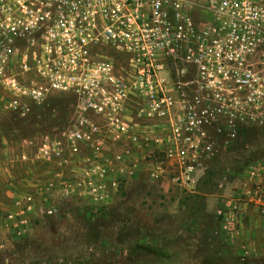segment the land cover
Here are the masks:
<instances>
[{
	"label": "built area",
	"instance_id": "built-area-1",
	"mask_svg": "<svg viewBox=\"0 0 264 264\" xmlns=\"http://www.w3.org/2000/svg\"><path fill=\"white\" fill-rule=\"evenodd\" d=\"M54 95L69 114L26 142L52 180L11 200L0 239L53 216L56 195L104 208L139 177L194 194L242 130L264 128V0H0V110L25 119ZM253 210L264 158L215 211L237 264L260 258L242 242Z\"/></svg>",
	"mask_w": 264,
	"mask_h": 264
},
{
	"label": "rangeland",
	"instance_id": "rangeland-1",
	"mask_svg": "<svg viewBox=\"0 0 264 264\" xmlns=\"http://www.w3.org/2000/svg\"><path fill=\"white\" fill-rule=\"evenodd\" d=\"M72 105V97L54 95L45 111L25 119L1 109L0 169H11L13 180H20L25 171L17 159L25 153L36 179L52 180L53 169L33 162L34 148L26 142L51 118L65 119ZM244 138L236 148L237 159L210 170L192 195L179 192L168 179L155 184L139 177L104 208L54 196L53 216L34 219L25 237L0 239V264H236L232 250L215 235L214 215L220 201L233 194L238 175L264 158V130Z\"/></svg>",
	"mask_w": 264,
	"mask_h": 264
},
{
	"label": "crops",
	"instance_id": "crops-1",
	"mask_svg": "<svg viewBox=\"0 0 264 264\" xmlns=\"http://www.w3.org/2000/svg\"><path fill=\"white\" fill-rule=\"evenodd\" d=\"M21 156L22 154L18 157L17 162L22 166L25 174L20 180H13L11 169H7V167L0 169V176H2L0 177V197L5 196L4 202H0V210L4 211V216L11 209L10 202L12 199L16 196H22L26 192L38 190L37 185L41 183V180H37L39 175L36 169L26 162H21ZM250 213L249 218L244 223L242 242L253 247L259 253L260 258L253 264H264V214L254 210ZM232 257H234L233 252Z\"/></svg>",
	"mask_w": 264,
	"mask_h": 264
},
{
	"label": "trees",
	"instance_id": "trees-1",
	"mask_svg": "<svg viewBox=\"0 0 264 264\" xmlns=\"http://www.w3.org/2000/svg\"><path fill=\"white\" fill-rule=\"evenodd\" d=\"M258 131V130H264V128H262V129H246V130H242L241 132H240V137H241V143L240 144H243V139H245L244 138V136H246V135H248L249 133H251L252 131ZM239 146V144L238 145H236V146H234L233 148H232V150H231V156H230V159H229V161H226V163L224 164V166L223 167H225L228 163H230V162H232L234 159H237V154H238V152H236V148ZM260 159H262V158H260ZM223 167H221V168H223ZM220 168V169H221ZM239 176V175H238ZM235 263L237 264V262L235 261Z\"/></svg>",
	"mask_w": 264,
	"mask_h": 264
}]
</instances>
